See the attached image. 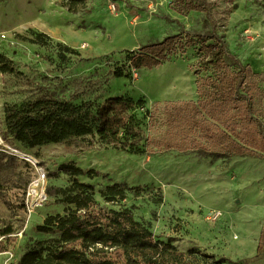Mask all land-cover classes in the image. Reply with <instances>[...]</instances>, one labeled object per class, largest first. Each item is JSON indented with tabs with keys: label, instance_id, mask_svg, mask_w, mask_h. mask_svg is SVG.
<instances>
[{
	"label": "rangeland",
	"instance_id": "374dc122",
	"mask_svg": "<svg viewBox=\"0 0 264 264\" xmlns=\"http://www.w3.org/2000/svg\"><path fill=\"white\" fill-rule=\"evenodd\" d=\"M64 1L0 0V55L14 71H0V110L5 103L45 93L75 104L101 103L113 96L143 100L156 115L153 125L144 128L150 152L135 155L109 146L81 149L63 144L28 149L17 143L11 147L0 137V264H18L26 252L38 249L37 242L56 237L36 227L48 215L65 214L66 205L47 191L66 187L71 179L60 172L52 178L46 175L68 162L100 173L78 178L93 185L100 206L130 208L155 239L170 240L185 254L193 250L189 260L206 264L213 256L231 261L224 264H264V158L204 159L165 150L166 145L188 148L193 142L214 147L190 124L221 128L209 115L237 113L236 98L217 95L234 86L232 77L242 68V87L246 96L252 95L250 105L262 118L264 131V69L255 71L249 64L251 55L259 58L257 46L264 40V0H207L211 30L226 50L218 60L208 62L203 45L215 40L206 38L203 44L178 49L157 67L129 70L127 78L111 76L125 51L170 35L196 39L205 15L179 13L174 0H88L77 13L67 11ZM199 100L202 107L196 104ZM185 103L194 106L186 109ZM173 105L176 110L170 109ZM167 113L176 123L167 122ZM240 121L233 117L231 127L241 131ZM15 151L32 156L37 166ZM41 174L44 200L34 206L31 190ZM113 183L139 186L141 191L127 192L117 204L106 203L99 193ZM7 230L11 233L4 234ZM258 247L263 250L257 255Z\"/></svg>",
	"mask_w": 264,
	"mask_h": 264
},
{
	"label": "trees",
	"instance_id": "16d2710c",
	"mask_svg": "<svg viewBox=\"0 0 264 264\" xmlns=\"http://www.w3.org/2000/svg\"><path fill=\"white\" fill-rule=\"evenodd\" d=\"M87 1L65 0L63 6L67 11L77 13L84 8ZM174 5L179 13H203L205 18L202 32L196 33V39L170 35L162 40L144 44L136 50L125 51L123 63L116 65L111 71L113 78H127L130 75L129 70L157 67L178 49L192 47L197 43L203 44L206 38L215 40L213 44L203 45L207 50L209 63L226 55L223 42L211 30L207 0H174ZM43 37L47 38L45 35L41 36ZM0 71L4 74L14 72L11 63L2 55ZM245 72L246 68L240 69L232 77L234 86L220 90L217 95L229 101L236 98L237 113L234 116L209 115L221 128L202 122L190 124L193 129H200L201 137L207 144H213V148L193 142L191 147L188 145L189 149L186 146L166 145L165 150L173 148L204 159H263L262 118L256 115L250 105L252 95L246 96V87H242ZM241 101L247 106L243 107ZM196 104L202 107V100ZM191 106L194 104H183L186 109ZM170 109L176 110V106L173 105ZM155 117L153 111L145 108L143 100L134 102L129 97L113 96L101 103L83 101L75 104L45 93L21 103L3 104L0 110V137L11 147L14 143L28 149L59 144L81 149L100 145L130 154L144 155L150 152L147 150L150 138L144 128L146 125H153L151 123L155 121ZM174 117L172 113H167V122L176 123L172 121ZM233 117L240 118L241 131L231 127L230 120ZM15 149L20 151L19 147ZM59 172L70 177V184L50 189L47 195L59 197V202L66 205L65 214L48 215L42 224L36 227L37 232L56 234V237L45 243L37 242L38 249L26 252L18 264H199L198 261L188 259L189 255L194 254L193 250L185 254L170 240L163 242L155 239L152 231L134 218L130 208L106 209L100 206L94 197L93 185L78 179L83 176L90 179L98 177V171L83 170L68 162L59 165L56 172H48L46 177H56ZM140 191L139 186L128 187L113 183L107 185L99 194L106 203L117 204L125 199L127 192L138 195ZM157 202H160V199ZM9 233L10 230H7L4 234ZM262 250L263 248L258 247L257 255ZM209 258L206 264L231 262L223 257Z\"/></svg>",
	"mask_w": 264,
	"mask_h": 264
},
{
	"label": "bare ground",
	"instance_id": "6f19581e",
	"mask_svg": "<svg viewBox=\"0 0 264 264\" xmlns=\"http://www.w3.org/2000/svg\"><path fill=\"white\" fill-rule=\"evenodd\" d=\"M257 52H258V55H260L259 58H256L254 54L251 55L249 57V64L253 70L261 71L264 69V40H261L258 43ZM15 153L23 157L26 161L30 162L34 166H37V162L29 154H25V153H21L17 151H15ZM44 184H45V178L41 174L40 179L34 183L33 188L31 190V197H32V200L34 201V206H39L44 200V192H43Z\"/></svg>",
	"mask_w": 264,
	"mask_h": 264
},
{
	"label": "built area",
	"instance_id": "2783aa9c",
	"mask_svg": "<svg viewBox=\"0 0 264 264\" xmlns=\"http://www.w3.org/2000/svg\"><path fill=\"white\" fill-rule=\"evenodd\" d=\"M218 218V215H214L213 219L216 220Z\"/></svg>",
	"mask_w": 264,
	"mask_h": 264
},
{
	"label": "crops",
	"instance_id": "0c3cea01",
	"mask_svg": "<svg viewBox=\"0 0 264 264\" xmlns=\"http://www.w3.org/2000/svg\"><path fill=\"white\" fill-rule=\"evenodd\" d=\"M229 260V259H228Z\"/></svg>",
	"mask_w": 264,
	"mask_h": 264
}]
</instances>
